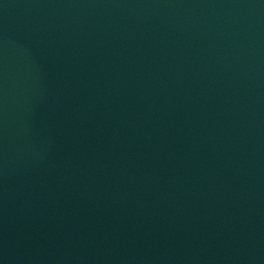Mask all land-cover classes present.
<instances>
[{
  "label": "water",
  "instance_id": "obj_1",
  "mask_svg": "<svg viewBox=\"0 0 264 264\" xmlns=\"http://www.w3.org/2000/svg\"><path fill=\"white\" fill-rule=\"evenodd\" d=\"M0 264H264V0H0Z\"/></svg>",
  "mask_w": 264,
  "mask_h": 264
}]
</instances>
